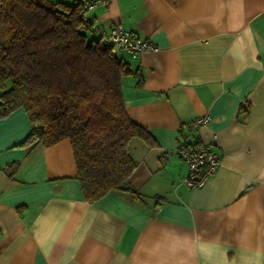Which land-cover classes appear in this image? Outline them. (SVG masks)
<instances>
[{
	"label": "crops",
	"instance_id": "1",
	"mask_svg": "<svg viewBox=\"0 0 264 264\" xmlns=\"http://www.w3.org/2000/svg\"><path fill=\"white\" fill-rule=\"evenodd\" d=\"M87 16L158 47L121 53L125 110L158 143L130 144L141 199L86 201L68 139L17 145L18 107L0 118V264H264V0H109ZM201 141L220 165L188 187L176 149Z\"/></svg>",
	"mask_w": 264,
	"mask_h": 264
},
{
	"label": "trees",
	"instance_id": "2",
	"mask_svg": "<svg viewBox=\"0 0 264 264\" xmlns=\"http://www.w3.org/2000/svg\"><path fill=\"white\" fill-rule=\"evenodd\" d=\"M81 3L0 0V118L26 112L30 128L18 146L68 139L86 201L114 190L141 199L128 180L137 164L130 144L158 143L128 116L121 78L132 69L91 32Z\"/></svg>",
	"mask_w": 264,
	"mask_h": 264
},
{
	"label": "built area",
	"instance_id": "3",
	"mask_svg": "<svg viewBox=\"0 0 264 264\" xmlns=\"http://www.w3.org/2000/svg\"><path fill=\"white\" fill-rule=\"evenodd\" d=\"M109 0H82L81 14L87 18V12L98 5H107ZM87 20H89L87 18ZM89 29L106 45L114 47L122 54L137 58L144 52L157 51L158 47L151 40L118 25H112L107 30L92 19L89 20ZM208 114L194 118L183 127L195 130L209 123ZM210 143L199 142L196 145L183 142L177 146L176 153L186 162L187 173L183 181L188 187H198L211 176L220 165V159L210 148Z\"/></svg>",
	"mask_w": 264,
	"mask_h": 264
}]
</instances>
